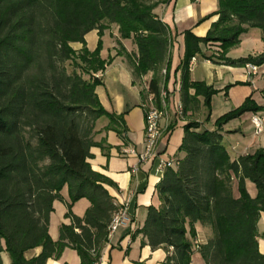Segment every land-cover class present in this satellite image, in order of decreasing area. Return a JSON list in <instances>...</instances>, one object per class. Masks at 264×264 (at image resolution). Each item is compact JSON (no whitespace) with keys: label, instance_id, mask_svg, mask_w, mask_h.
<instances>
[{"label":"trees","instance_id":"trees-1","mask_svg":"<svg viewBox=\"0 0 264 264\" xmlns=\"http://www.w3.org/2000/svg\"><path fill=\"white\" fill-rule=\"evenodd\" d=\"M170 1L0 0V264H5L3 253L9 264H46L67 247L76 250L81 264L98 263L116 206L107 189L114 183L88 161L93 146L103 148L94 140L95 123L106 117L105 129L122 138L125 131L120 128L123 115L107 111L96 93L101 81L94 74L109 63L100 58L101 38L115 24L120 39L133 41L137 51L127 54L132 74L139 79L151 73L147 93L160 107L173 35L154 9ZM215 14L218 20L204 37L184 33L180 93L186 111L198 109L200 96L209 108L218 92L190 80L189 62L202 54V45L218 42L217 58L232 63L226 54L247 28H259L264 41V0H219ZM92 30L99 39L89 51L85 36ZM73 42L82 48L76 51ZM67 60L73 63L70 73ZM240 62L262 65L264 51ZM262 111L264 105L248 97L218 117L213 131L199 129L194 121L185 125L179 147L184 155L176 167L165 169L156 186L160 204L149 206L138 231L142 245L168 251L164 264H191L195 251L205 264H264L257 241V223L264 212V148L232 159L220 133L228 121ZM246 180L256 187L254 197ZM234 182L238 196L233 194ZM64 186L71 223L60 225L54 241L48 232L50 215L53 202L62 200ZM80 198L90 203L82 217L71 212ZM197 222L212 235L196 248ZM38 246L41 252L27 259L25 251Z\"/></svg>","mask_w":264,"mask_h":264},{"label":"crops","instance_id":"crops-1","mask_svg":"<svg viewBox=\"0 0 264 264\" xmlns=\"http://www.w3.org/2000/svg\"><path fill=\"white\" fill-rule=\"evenodd\" d=\"M218 2L219 0H171L158 14L173 35L168 74L166 77L162 76L161 81V90L168 93L165 103L166 115L161 120L162 131L156 145V153L164 158L183 157L184 153L179 151V147L188 122H198L199 129L213 131L216 128L215 120L239 107L246 98L251 97L258 105H264V64L258 65V75L250 79L246 74L244 62H240L249 55L255 56L264 51L261 32L259 49L253 48L251 52L241 50L233 54L227 52L226 57L233 61L232 63L217 58L220 54L219 43H210L212 46L202 45L204 53L197 54L193 64L189 66L190 80L205 82L218 92L210 98L209 108L204 103V97L200 96L196 111L184 110L180 93L182 73L180 63L185 51L184 33L190 31L198 37H204L212 23L218 20V15L215 14ZM249 30L250 28H247L246 32L240 35L238 45H241L243 37L250 36L241 37ZM98 39L97 30L86 34L85 42L89 51L96 48ZM101 40L100 58L109 63L105 65L104 70L94 74L95 76L100 73L98 79L101 81L96 87V93L107 111L123 115L120 128H124L125 131L122 138L115 130L105 129L109 120L100 117L95 123L94 140L102 142L103 148L93 146L90 149L92 157L88 161L94 171L114 183L113 186H107V189L115 203L127 207L129 220L108 235L97 264H164L168 251L160 247L151 249L147 244L142 245V235L138 233L146 220L149 206L158 207L160 204L156 186L164 173L156 172L158 158L146 161H140L138 158V154L144 151L145 112L142 101L147 96V82L151 73L139 79L134 78L127 54L133 55L137 47L132 41L131 50L118 51V40L126 47L124 40L129 39H120L116 29L113 30L112 27L105 29ZM71 46L76 51L82 48L79 42H73ZM189 92L193 94L194 90L190 89ZM253 115L260 116L264 121V111L246 112L221 127L222 142L232 159L252 153L257 148H264V131L255 134L251 121ZM128 147H132L136 154L125 153L124 150ZM245 185L250 196L254 197L257 192L254 183L246 180ZM60 194L62 200L56 199L53 202L54 210L50 215L48 228L49 235L54 241L59 237L60 225L71 223V218L66 217L68 211L66 203L69 202L67 186L62 188ZM233 194L238 196L236 182L233 184ZM89 205L88 199L80 198L71 205V212L82 217ZM194 227L197 234L194 244L196 243L197 248L211 237L212 232L209 227L199 222L195 223ZM257 228L258 250L264 253V212L260 213ZM41 250L42 248L38 246L28 249L24 255L29 259L38 255ZM194 256L201 258L195 251L191 264ZM2 258L5 264H9L6 253L2 254ZM46 264H81V259L76 250L67 247L58 258H49Z\"/></svg>","mask_w":264,"mask_h":264},{"label":"built area","instance_id":"built-area-1","mask_svg":"<svg viewBox=\"0 0 264 264\" xmlns=\"http://www.w3.org/2000/svg\"><path fill=\"white\" fill-rule=\"evenodd\" d=\"M194 61V57L191 58L189 62V66H191ZM246 74L250 79H253L259 73V66L257 64L247 62L245 64ZM96 77L100 76V73L95 75ZM160 102L161 106L157 107L154 104L153 95L147 93L146 100L142 103V107L145 112V136H144V151L138 154V158L140 161H146L151 158H158L156 172L162 173L167 168H174L178 163V159L175 157H167L164 158L161 155L156 153V145L161 135V120L166 115L165 103L166 98L168 97V93L164 90L160 92ZM181 108V106H180ZM251 121L254 124L255 134H260L264 131V121L258 115H253L251 117ZM125 153L136 154V151L131 147H128L124 150ZM116 206V210L112 214L110 222L108 224V235L115 232L119 226L123 225L126 221H128V213L127 207L119 205L114 202ZM196 244V243H195Z\"/></svg>","mask_w":264,"mask_h":264},{"label":"rangeland","instance_id":"rangeland-1","mask_svg":"<svg viewBox=\"0 0 264 264\" xmlns=\"http://www.w3.org/2000/svg\"><path fill=\"white\" fill-rule=\"evenodd\" d=\"M165 5H166V3H159V5L154 9V12L158 15L160 13L161 9ZM111 27H112L113 30L116 29L118 31V27L115 24H110L108 28H111ZM260 34H261V30L259 28L250 27L249 32L247 34H243L241 37L246 36V35H250V36L243 37L242 38L243 40L241 42V45L240 44L239 45L236 44V45L232 46L229 49V51L233 54V53H237V52H239L241 50H245V51L248 50V52H251V50L253 48H258L259 49L260 48V43H259V41H260L259 35ZM131 43H132V40L131 39H129L128 41L127 40H124V44L126 45V47H124L119 42L117 44L118 51H120V50H126V49L131 50V45H132ZM210 43H218V42H210ZM210 43H208L207 45H211L212 46V44H210ZM218 52L219 53L221 52V48L219 49ZM202 53H204V51H202ZM64 65L66 67L67 72L70 73L72 71V69H73V63L71 62V60L65 61L64 62ZM77 71H80V70L77 69ZM162 74H163V72H161V75ZM85 77L87 78L86 75H85ZM102 119H104V118H102ZM193 264H204V261H203V259L198 258L197 256H194Z\"/></svg>","mask_w":264,"mask_h":264}]
</instances>
